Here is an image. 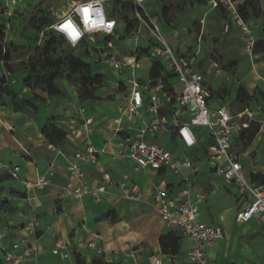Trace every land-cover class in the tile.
<instances>
[{
  "label": "rangeland",
  "instance_id": "rangeland-1",
  "mask_svg": "<svg viewBox=\"0 0 264 264\" xmlns=\"http://www.w3.org/2000/svg\"><path fill=\"white\" fill-rule=\"evenodd\" d=\"M0 1L3 9L0 27L5 33V42L14 45L11 51L17 67L22 69L30 58L38 55L36 48H42L46 40L53 38L57 52L52 58L63 60L73 74L72 78L64 74L54 82L57 93L54 98L47 94L57 113L55 118L84 124L85 116H99L100 124L105 125V130L111 134L110 121L119 115V103L122 102L121 96L127 93L126 89L117 86L114 71L108 64L102 63L103 70H100L101 66L96 65L87 45L72 48L61 36L48 30V24L52 26L74 4L87 0ZM231 3L233 6L220 3V0H150L145 8L150 9V17L157 19L162 36L175 52L196 56L198 65L207 72L210 89L217 97L228 101L237 123L247 125L235 141V150L240 154L242 164L245 163L247 179H251V171H258L255 182L264 186V52L254 54L256 46L264 43V20L243 22L237 15V3L234 0ZM106 10L118 21L119 29L113 37L96 36L94 44L105 46L109 41H117L125 58L136 55L143 66L150 63L147 60L150 49L147 43L150 42L148 36H139V21L132 3L108 0ZM129 24L132 30L128 34L125 27ZM39 29H43L42 32ZM92 53L96 56L98 51L92 50ZM69 60L82 61L94 76L103 78L102 84L94 87L99 100L80 97L81 86L75 77L81 70L72 63L68 64ZM3 74L4 66L0 63V79ZM40 81H33V87L46 92ZM37 102L45 103L46 100L37 95ZM251 110L255 112L252 118L247 115ZM197 134L207 147L206 130L199 128ZM198 152L201 155L204 150ZM130 170L134 176L142 174L135 172L133 167ZM178 180L174 177L165 179L166 182ZM143 183L145 192L155 185V181L150 180ZM191 195L198 201L204 221L224 230V239L219 242L212 264H264V227L256 220L246 225L235 222L241 197L237 187L221 180L210 182L197 177Z\"/></svg>",
  "mask_w": 264,
  "mask_h": 264
},
{
  "label": "built area",
  "instance_id": "built-area-1",
  "mask_svg": "<svg viewBox=\"0 0 264 264\" xmlns=\"http://www.w3.org/2000/svg\"><path fill=\"white\" fill-rule=\"evenodd\" d=\"M107 1H79L50 29L61 36L72 48L85 45L99 48L94 44L96 36L113 37L119 29L118 22L107 13ZM130 1L143 12L142 15L137 16L138 33L143 38L148 36L147 40L151 44L147 58L151 62H160L163 65L164 73L173 74L178 88L166 85L162 77L157 81H140L135 74L138 67L136 55L117 60L104 48H100L102 52L95 60L97 64L106 62L116 71L126 68L130 72L125 84L128 99L123 105H120L121 117L128 121L134 118L147 121L138 127L134 135L127 140L125 150L121 154L126 155L135 164V171L151 170L157 173L162 172L164 177L169 174L179 179L182 190L176 197L168 193L165 179L156 185L150 201L151 205L166 229L176 232L178 236L182 237V240L192 241V247L184 255L187 263L212 264L208 259L207 252L217 241L224 239V230L220 226L202 221L200 205L191 195L196 175L199 173L196 165L202 164L203 171L207 176L239 189L241 193L240 208L235 214L237 224H246L256 220L264 227V186L247 179L241 156L235 150V141L241 129H245L247 125L237 123L236 117L230 110V104L211 91L207 84V72L198 65L196 56L177 53L166 42L159 25L147 13L145 3L148 0ZM89 2L93 4L94 10H102L106 23L113 24L111 31L88 32L85 30L80 9ZM220 3H228L233 6L231 0H220ZM217 5V2L214 1V6ZM92 18H95L94 14ZM69 21L83 33L75 46L60 31L64 23ZM89 41L91 42L89 43ZM254 114L255 112L252 110L247 111L250 118ZM117 122L116 133L119 134L123 129L119 126L120 120ZM93 123V118L85 120L84 126L87 131ZM199 128L207 131V147L200 143L197 134ZM50 147L54 149L53 145ZM199 149H203L204 153L198 155ZM104 152V150L96 151L90 145H85L74 153V161L69 166L67 186L75 199L81 200L84 197H90L96 203H100L103 201V197L108 194L113 185V180L108 174L104 175L102 182L97 186L90 188L81 183L84 177L83 168L91 163H96L98 156ZM56 169V163L52 161L46 173L39 176L34 182H25V188L29 191L32 188L48 186L56 174ZM9 174L13 180L19 181L20 167H13ZM119 188L124 198L129 201L136 203L146 201L144 195L130 183V178L127 175L123 176ZM38 227L37 216L33 212L29 213L22 227L27 237L13 243L10 250L1 249L3 264L36 263L39 256ZM67 248V242L61 239L57 240L53 254L68 259L70 253ZM88 248L99 257L107 255L105 248L97 245V239L89 242ZM164 257L168 264H177L175 256L164 255ZM153 264H163L162 258L155 259Z\"/></svg>",
  "mask_w": 264,
  "mask_h": 264
},
{
  "label": "crops",
  "instance_id": "crops-1",
  "mask_svg": "<svg viewBox=\"0 0 264 264\" xmlns=\"http://www.w3.org/2000/svg\"><path fill=\"white\" fill-rule=\"evenodd\" d=\"M244 1L246 0H234L237 5ZM256 1L264 11V0ZM149 3L150 0L145 3V6ZM146 10L148 13L150 9L147 7ZM100 48H104L117 60L125 58L121 53L119 43L109 41L107 45L99 46V48L88 47L94 57V62L102 52ZM92 50L98 51V54L95 56ZM137 62L138 67L135 74L140 81H157L161 78L150 80V68L153 62L145 66L142 65L141 59H137ZM106 64L114 71L117 86L125 88L130 73L128 69L123 68L122 71H116L109 63ZM101 65L98 64V66ZM100 70H103V66ZM26 74L27 72L20 71L12 75L4 69L2 75V78L7 81V87L17 98L32 101L36 94L46 100L45 103L38 104L37 112L16 111L10 101L0 103V261L2 264L1 249L10 250L13 243L27 237L22 227L31 212L37 216L39 221V256L34 264H77L75 255H79L85 264H93L100 258L88 248V243L95 239H97V245L104 247L107 252V255L103 257L105 264H153L158 258H162L163 264H168L159 245V239L167 229L150 201L156 185L164 179L177 177L169 174L164 177L162 172L157 173L151 170L139 171L142 173L140 177L134 176L130 169L133 167L134 170L135 164L126 155L121 154L125 150L127 140L134 135L135 130L147 122L145 113L143 112L145 121H140L139 118L128 121L121 117L119 110V115L110 121L111 134L105 130V125L100 124L99 116H85L84 120L94 119L93 125L87 131L80 121H61L60 118H55L57 113L47 93L42 89L32 91L23 85ZM165 84L178 88L175 80ZM121 99L119 107L128 99L127 93H124ZM118 120H120L119 126L123 129L119 134L116 133ZM48 123L54 124L66 134L67 141L63 146L54 147V149L50 147L51 144L42 134L43 127ZM71 130L74 132L71 133ZM85 145H90L96 151L104 150L105 152L98 156L96 163L83 168L84 177L81 183L90 188L97 186L106 174L110 175L113 180L112 187L100 203H96L90 197L75 199L67 186L69 166L74 161V153ZM197 153L200 155L199 152ZM52 161H55L57 169L51 183L48 186L32 188L28 191L24 183L34 182L39 176L44 175ZM243 165L245 169V163ZM15 166L20 167L19 181L13 180L9 174L10 169ZM196 168L199 171L196 178L204 177L210 182L218 180L207 176L202 164L196 165ZM257 174L258 171L257 173L251 171V176ZM124 175L129 176L130 183L144 195L145 202L136 203L124 198L119 188ZM158 178L161 180L157 181ZM146 180L155 181V185L149 192L143 190V182ZM166 183L167 191L173 197H176L182 190L179 180ZM202 221L205 222L203 218ZM60 239L67 242V251L70 253L68 259L53 254L55 243ZM220 241L212 245L207 252L210 262L217 255ZM191 247V240H182L181 252L175 256L177 264H189L184 255Z\"/></svg>",
  "mask_w": 264,
  "mask_h": 264
},
{
  "label": "trees",
  "instance_id": "trees-1",
  "mask_svg": "<svg viewBox=\"0 0 264 264\" xmlns=\"http://www.w3.org/2000/svg\"><path fill=\"white\" fill-rule=\"evenodd\" d=\"M115 1L116 3H120V0ZM128 1L131 2L130 0ZM133 7L135 8L136 17L143 14L142 10L139 7L135 5H133ZM2 13L3 9L0 1V16L2 15ZM237 15L243 22H249L259 19L264 20V11L262 10L259 2L256 0H246L242 4L237 5ZM48 27V30H51L50 24H48ZM125 29L129 34L132 30V25H127ZM2 30L3 29L0 27V63L3 64L6 72L12 75L17 74L20 71L27 72L26 77L23 80V85L25 87L30 88L32 91L36 90L33 87V81L39 82L41 80L43 83L41 81L40 82L41 84H43L42 86L46 88L48 96L54 98L57 95L54 82L57 79L61 78L64 74H67V76L70 78H72L73 76V74H70V72L68 71V68H66L65 62L63 60H61L60 58H52V55L57 52L55 39L51 38L49 40H46L42 48H36L35 51L38 52V55L34 58H30L28 63L25 64L22 69H19L11 51L12 49H14V45L7 44L5 42V33ZM42 30L43 29H39L38 31L42 32ZM51 33L57 35V33L52 30ZM60 38L63 40L62 37ZM262 52H264V43L256 46L254 54H259ZM69 63L74 64L76 69L81 70L77 77H75V79L81 86L80 97L85 100L99 99L94 87L100 86L103 82V78L101 76H94L91 73L88 65H86L82 61L69 60L68 64ZM150 77L154 80L162 77L165 83H169L170 81L175 80V76L173 74L164 73L163 65L158 61L152 63ZM0 86V103L5 102V99H7L13 103L16 111H38L39 102H37L36 94H34V100L26 101L19 99L12 94V91H10L7 87V81L5 78L0 79ZM42 134L47 142L56 148L63 146L67 141L66 134L52 123H48L43 127ZM237 140L238 138L236 139V141ZM256 177L257 175H252L251 180H254L253 182H255ZM159 245L163 255L173 257L178 256L181 252L182 237L178 236L176 232L167 229V231L161 235L159 239ZM75 258L77 264H85L79 255H75ZM99 258L100 259L94 261L93 264H105L103 257ZM0 264H2V261H0Z\"/></svg>",
  "mask_w": 264,
  "mask_h": 264
},
{
  "label": "clouds",
  "instance_id": "clouds-1",
  "mask_svg": "<svg viewBox=\"0 0 264 264\" xmlns=\"http://www.w3.org/2000/svg\"><path fill=\"white\" fill-rule=\"evenodd\" d=\"M82 17V23L85 26V30L92 31H111L113 24L111 22L106 23L102 10H94L93 4L89 2L80 9ZM95 15L93 19L92 16ZM60 31L65 35L66 39L71 42L73 46L81 39L83 33L72 23L66 22Z\"/></svg>",
  "mask_w": 264,
  "mask_h": 264
},
{
  "label": "snow or ice",
  "instance_id": "snow-or-ice-1",
  "mask_svg": "<svg viewBox=\"0 0 264 264\" xmlns=\"http://www.w3.org/2000/svg\"><path fill=\"white\" fill-rule=\"evenodd\" d=\"M63 27V26H62Z\"/></svg>",
  "mask_w": 264,
  "mask_h": 264
}]
</instances>
